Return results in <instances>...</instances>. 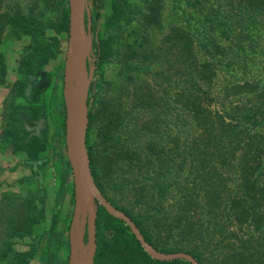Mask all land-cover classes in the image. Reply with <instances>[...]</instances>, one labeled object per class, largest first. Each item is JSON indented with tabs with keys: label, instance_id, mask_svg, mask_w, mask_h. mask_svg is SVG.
Masks as SVG:
<instances>
[{
	"label": "trees",
	"instance_id": "1",
	"mask_svg": "<svg viewBox=\"0 0 264 264\" xmlns=\"http://www.w3.org/2000/svg\"><path fill=\"white\" fill-rule=\"evenodd\" d=\"M130 1L113 2L96 66L116 54L131 83L134 73L149 69L147 63L167 65L152 78L146 74L140 94L133 91L143 114L128 138L119 133L132 108L126 111L106 93H95L85 143L96 186L157 251H185L200 264H264V0H177L183 3L175 10L177 22L169 21L158 43L152 31L163 24L165 0ZM37 5L23 9L0 0V39L12 28L34 43L20 58L28 74L44 50L37 37L50 25L36 13ZM67 22L66 14L61 23ZM174 64L170 78L166 72ZM14 119L1 131L13 147ZM42 147L33 137L26 153L34 157ZM116 189L127 193L122 202L110 194ZM30 204L35 211L34 199ZM43 212L29 216L25 235ZM95 228L93 264H192L152 257L102 205ZM33 254L32 247L18 250L7 240L0 245V264H29Z\"/></svg>",
	"mask_w": 264,
	"mask_h": 264
},
{
	"label": "rangeland",
	"instance_id": "2",
	"mask_svg": "<svg viewBox=\"0 0 264 264\" xmlns=\"http://www.w3.org/2000/svg\"><path fill=\"white\" fill-rule=\"evenodd\" d=\"M10 1L21 4L23 9L32 2L38 1L35 11L38 15L49 19L50 25L43 36L37 37L39 42L44 43V50L43 54L29 65L32 70L29 74L20 65V58L27 53L29 46L34 44L31 37L16 30L13 31L12 28H7L1 34L0 245H4V242L8 240L11 246L18 250L32 247L34 254L29 264H69V229L75 197L73 174L65 145L66 106L63 97L69 23L67 22L64 26L61 23L64 15L69 16L68 0ZM114 1L123 2L124 0H86L84 24L89 45L88 109L97 91L106 93L126 111L132 108L130 114L132 117L128 118V125L123 126L119 133L123 139L125 136L128 138V130L137 128L134 126L135 121L143 114L140 107L136 105L135 97L132 96L133 91L136 96L140 94L142 86L145 87V79L148 76L152 78L154 70L166 67L167 63L163 60L150 62L151 65L147 63L146 66L147 68L149 66V69L134 73L136 79L131 83L125 81V74L121 70L116 54H111L108 59L96 66L98 39L110 32L106 20L112 11ZM180 2L165 0L166 11L165 16L163 14V24L159 29L152 31V42H159L168 28L169 21L177 22L178 15L175 10L178 5H183ZM161 57L165 58L164 55ZM175 71L174 64V67L166 74L174 78ZM157 79L161 78L157 76ZM20 80L24 82L22 86H20ZM34 107L37 110L36 113ZM13 115L18 131V142L14 147L10 144L9 137L1 135V131ZM33 137H38L43 147L34 157H30L26 149ZM128 141L130 142L129 139ZM118 162L123 169L128 170L122 159ZM110 194L121 202L123 199L120 196L127 197V193L121 195L117 189L110 191ZM32 199L37 206L35 211L30 204ZM99 205L101 204L95 201L96 214ZM40 208L44 211L43 216L39 222L32 225V233L25 235L29 216L37 214ZM20 233L23 235L18 237ZM110 234L112 230H106V235ZM83 240L87 250L86 232H84Z\"/></svg>",
	"mask_w": 264,
	"mask_h": 264
},
{
	"label": "water",
	"instance_id": "3",
	"mask_svg": "<svg viewBox=\"0 0 264 264\" xmlns=\"http://www.w3.org/2000/svg\"><path fill=\"white\" fill-rule=\"evenodd\" d=\"M68 41L63 74L65 113V145L74 180V210L69 229V264H93L96 251L95 201L115 217L122 219L135 234L144 249L154 258L168 260L184 258L200 264L190 253L158 252L144 238L134 221L114 207L98 190L90 169L86 147L88 126V73L89 45L84 24L86 0H68ZM87 234V250L84 245Z\"/></svg>",
	"mask_w": 264,
	"mask_h": 264
}]
</instances>
